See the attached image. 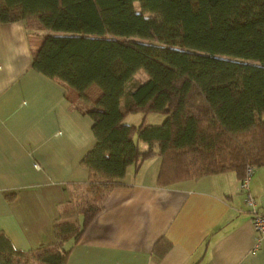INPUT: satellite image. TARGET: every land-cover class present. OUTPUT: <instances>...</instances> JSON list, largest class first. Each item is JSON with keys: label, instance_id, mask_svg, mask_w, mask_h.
Returning a JSON list of instances; mask_svg holds the SVG:
<instances>
[{"label": "trees", "instance_id": "1", "mask_svg": "<svg viewBox=\"0 0 264 264\" xmlns=\"http://www.w3.org/2000/svg\"><path fill=\"white\" fill-rule=\"evenodd\" d=\"M0 21L40 33L32 67L76 93L94 137L70 191L75 221L28 252L0 234V264H66L128 167L153 156L159 186L232 172L240 187L251 167L249 189L264 168V0H0ZM155 112L160 124L125 122Z\"/></svg>", "mask_w": 264, "mask_h": 264}, {"label": "crops", "instance_id": "2", "mask_svg": "<svg viewBox=\"0 0 264 264\" xmlns=\"http://www.w3.org/2000/svg\"><path fill=\"white\" fill-rule=\"evenodd\" d=\"M40 41L21 21H0V234L23 252L52 244L55 223L71 221L70 191L85 183L79 161L94 143L76 93L32 67ZM155 157V169L150 158L128 167L66 264H264V238L255 246L235 174L159 186ZM248 191L264 203V168ZM159 239L167 242L160 257Z\"/></svg>", "mask_w": 264, "mask_h": 264}, {"label": "rangeland", "instance_id": "3", "mask_svg": "<svg viewBox=\"0 0 264 264\" xmlns=\"http://www.w3.org/2000/svg\"><path fill=\"white\" fill-rule=\"evenodd\" d=\"M135 7L138 9V4L135 3ZM147 78L145 72L140 69L139 71H137L134 74V77L130 80V82H128V87H132L134 86L136 83L144 81ZM76 100V99H75ZM165 115L163 113H159V112H155V113H149V114H143V113H133V114H129L125 117V122L127 123H133V124H138L141 122H144L146 124H160L163 119H164ZM141 145H144V143H141ZM155 157V156H154ZM156 158V157H155ZM150 160L146 162V166H149V169L151 170V168L155 169L156 168V163H157V158L156 160ZM74 210V208H73ZM72 212V211H71ZM70 215L68 216V218L70 219L71 217V221L70 222H74L75 221V211H73L72 213H69Z\"/></svg>", "mask_w": 264, "mask_h": 264}, {"label": "built area", "instance_id": "4", "mask_svg": "<svg viewBox=\"0 0 264 264\" xmlns=\"http://www.w3.org/2000/svg\"><path fill=\"white\" fill-rule=\"evenodd\" d=\"M252 173V168L247 167L246 168V175L242 179L240 183L241 190L246 191V203L251 208V224L253 227L254 232L256 233V241L257 243L255 246H257L262 238H264V204L261 208H258L256 206L254 198L251 196V194L248 192V181L249 177Z\"/></svg>", "mask_w": 264, "mask_h": 264}]
</instances>
